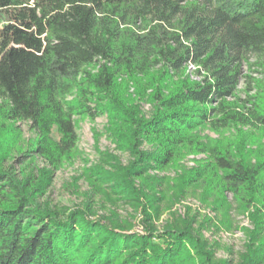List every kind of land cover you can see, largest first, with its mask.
<instances>
[{
  "label": "trees",
  "instance_id": "trees-1",
  "mask_svg": "<svg viewBox=\"0 0 264 264\" xmlns=\"http://www.w3.org/2000/svg\"><path fill=\"white\" fill-rule=\"evenodd\" d=\"M98 116L130 155L98 178L141 228L91 200L50 204L22 167L39 156L58 168L79 120ZM205 128L264 141V0H0V264H226L187 217L157 225L152 192L164 195L167 177L148 174L188 150L209 161L180 183L210 173L252 209L238 264L264 263V148L254 158L239 141L207 144Z\"/></svg>",
  "mask_w": 264,
  "mask_h": 264
},
{
  "label": "rangeland",
  "instance_id": "rangeland-1",
  "mask_svg": "<svg viewBox=\"0 0 264 264\" xmlns=\"http://www.w3.org/2000/svg\"><path fill=\"white\" fill-rule=\"evenodd\" d=\"M193 69L194 67L190 66L192 73ZM240 87H243L242 80ZM150 107L151 105L147 103L143 104L145 112H148ZM107 123L106 116H98L93 120L90 117L81 118L77 129L78 146L58 168L49 165L39 156L35 162L24 163L22 167L26 168L30 176L42 179L46 183L43 199L50 204L73 206L91 200L92 207L99 213H105L110 208L115 210L118 208L121 216L138 218L130 204L118 201L120 203L118 205L113 202L116 200L115 196L106 198L105 192L108 188L98 178L101 176L97 174L98 167H106L108 171L113 169L109 167V164H112L110 162H114L113 156H116L122 165H126L130 160V155L121 151L109 136L106 130ZM21 128L22 138H29L31 133L28 126L22 124ZM246 131V135L238 136L236 130L218 133L205 128L201 131V140L207 144L239 141L241 149L254 157L264 148V141L261 140L258 131L251 129ZM208 161L207 153L188 150L182 154L177 164L163 171H150L148 176L158 174L167 177L166 186L162 187L165 194L155 193V190L152 192V195L155 194L156 198H159L157 201H160L156 212L159 215L157 225L162 227L173 218V215L187 217L189 223L197 230V236L208 244L210 256L214 255L215 260L226 264L230 260H233V264H238L243 257L242 254L249 251L251 232L255 229L252 209L244 210L230 192L222 193V189L217 185L218 178L210 173V175L201 173L203 177L193 184H190L188 179H185L183 184L180 183L184 177L189 178L196 168L203 171ZM140 218L139 216L135 221L137 228L142 227L139 224Z\"/></svg>",
  "mask_w": 264,
  "mask_h": 264
}]
</instances>
